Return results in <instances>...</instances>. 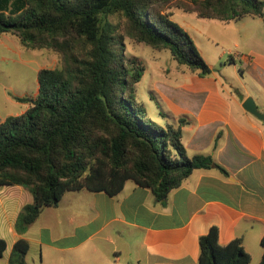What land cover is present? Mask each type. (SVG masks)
<instances>
[{"label": "trees", "instance_id": "16d2710c", "mask_svg": "<svg viewBox=\"0 0 264 264\" xmlns=\"http://www.w3.org/2000/svg\"><path fill=\"white\" fill-rule=\"evenodd\" d=\"M171 1L221 22L262 17L264 10V0H0V34L15 36L26 48L53 50L62 60L60 68L37 72L33 99L13 96L30 102L26 111L0 122V186L20 185L33 196L16 221L18 233L45 207H57L66 192L113 197L131 180L164 204L194 170L226 174L211 155L187 154L181 128L148 117L136 89L144 65L125 56L111 20L119 16L127 37L168 50L180 66L206 76L211 70L197 45L167 11ZM198 244L197 264L251 262L241 238L219 243L216 226ZM260 246L258 264H264V236ZM6 249L0 238V257ZM28 249L26 240H17L8 263L25 264Z\"/></svg>", "mask_w": 264, "mask_h": 264}, {"label": "crops", "instance_id": "0c3cea01", "mask_svg": "<svg viewBox=\"0 0 264 264\" xmlns=\"http://www.w3.org/2000/svg\"><path fill=\"white\" fill-rule=\"evenodd\" d=\"M237 23L239 84L225 89L220 84L218 89L217 80L198 76V85H183L186 101L171 102V115L161 109L164 121L149 117L159 126L181 128L187 154L211 155L226 174L217 168L194 170L164 204L131 180L113 197L85 189L66 192L57 207H45L22 233L15 224L33 196L20 185L0 186V238L7 244L0 264H9L19 239L29 244L25 264H197L199 237L212 226L219 230L221 245L241 238L251 261L259 263L263 250L258 245L264 236V119L245 111L242 104L250 97L264 115V45L258 46L264 10L262 17Z\"/></svg>", "mask_w": 264, "mask_h": 264}, {"label": "rangeland", "instance_id": "374dc122", "mask_svg": "<svg viewBox=\"0 0 264 264\" xmlns=\"http://www.w3.org/2000/svg\"><path fill=\"white\" fill-rule=\"evenodd\" d=\"M167 11L172 15L171 19L194 40L201 56L210 67V74L200 76L197 71L192 72L187 67L180 66L168 50H156L127 37L124 34L123 20L119 16L111 17L121 36L125 56L135 57L144 65L145 72L136 86L137 95L148 117H154L156 122L164 121L160 114L161 109L171 115V102L175 104L178 100H187L183 85H198V76L217 80L218 89H221L220 84L224 86L223 89L227 85L239 84V39L234 30L239 27V23L232 22L226 26L217 20L199 18L195 13L184 12L176 1L168 4ZM258 38V46L263 47L264 24H260ZM61 66V56L57 52L26 48L15 36L0 34V119L19 116L26 111L30 102H18L13 96L33 99L37 95V72L40 69ZM156 84L161 89L158 90ZM162 89L168 100L161 95ZM151 96L153 99H150ZM249 264L257 262L254 260Z\"/></svg>", "mask_w": 264, "mask_h": 264}, {"label": "water", "instance_id": "95a60500", "mask_svg": "<svg viewBox=\"0 0 264 264\" xmlns=\"http://www.w3.org/2000/svg\"><path fill=\"white\" fill-rule=\"evenodd\" d=\"M242 107L245 111L249 112L258 119H264V115L259 113L257 106L255 105L252 98L248 97L247 99H245V101L242 104Z\"/></svg>", "mask_w": 264, "mask_h": 264}]
</instances>
